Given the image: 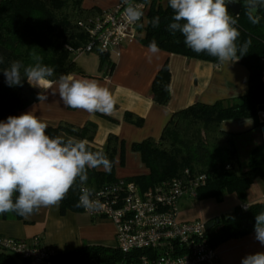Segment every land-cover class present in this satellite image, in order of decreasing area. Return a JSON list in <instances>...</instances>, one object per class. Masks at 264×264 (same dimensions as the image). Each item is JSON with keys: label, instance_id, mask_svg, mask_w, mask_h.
Here are the masks:
<instances>
[{"label": "trees", "instance_id": "obj_1", "mask_svg": "<svg viewBox=\"0 0 264 264\" xmlns=\"http://www.w3.org/2000/svg\"><path fill=\"white\" fill-rule=\"evenodd\" d=\"M241 4L236 27L240 32L238 44L251 40L248 53L238 60L248 71V87L245 94L211 104L194 102L171 114L158 139L146 138L134 142L131 147L137 151L140 160L147 168L146 174L136 175L134 181L141 190L164 180L182 176L188 170L190 177L204 174V185L197 189L196 199H214L218 202L227 194H234L239 203L226 215L214 216L209 220L213 225L208 231L212 246L230 239L245 236L254 230L255 215L264 210V201L243 205L246 192L257 177L264 179V142L255 145L243 162L235 143L236 133L222 130L223 120L250 118L253 127H260L257 106L264 104V82L261 80L264 58V7L257 12L258 23L248 19L246 0H234ZM147 10L138 28L136 38L143 45L155 40L159 49L188 58L210 61L217 64L216 58L206 53H194L184 44L180 33L174 36L168 30L172 22L173 10L168 0H146ZM101 12L96 6L83 7V0H0V121L38 102V91L24 78L22 86H9L3 69L10 63L20 60L24 65L32 63V53L42 57V62L55 69L57 79L61 74H81L75 58L78 51L89 43L85 29L88 21ZM160 17L158 27H153V17ZM142 25V26H141ZM95 51V50H94ZM98 53V69L107 76L112 68L107 53ZM239 55V53H238ZM169 69L165 61L151 82L152 99L158 104H166L169 99ZM104 117L106 115L102 114ZM48 125L46 133L51 137L62 136L86 140L92 151L104 152L111 162L110 170L89 169L85 186L101 188L112 183L114 176V156L122 152V143L109 134L105 145L97 148L91 144L96 125L87 121L76 126L64 121ZM79 181L59 203L60 213L66 210L81 211L77 207ZM247 207V210L245 208ZM2 218L15 220L22 216L14 212L1 214ZM127 258L116 248L103 245L84 244L78 248L62 250L52 255L51 264H114ZM0 264H26L17 256L0 249Z\"/></svg>", "mask_w": 264, "mask_h": 264}, {"label": "crops", "instance_id": "obj_2", "mask_svg": "<svg viewBox=\"0 0 264 264\" xmlns=\"http://www.w3.org/2000/svg\"><path fill=\"white\" fill-rule=\"evenodd\" d=\"M118 0H83V7L96 6L101 11L111 8ZM148 46L138 38L123 42L118 48L107 53L112 68L107 76L98 69L87 73L74 74L77 78H90L108 87L116 98V107L111 114H89L83 110L66 107L59 97L53 94L55 87L45 94V101H38L23 111L34 112L49 125L64 121L82 126L90 121L96 125L91 144L102 148L109 134L116 136L123 149L117 150L114 156V176L117 179H129L136 175L146 174L147 168L140 160L139 153L132 149L134 142L146 138L158 139L171 114L194 103L211 104L217 100L235 98L246 93L248 87V71L238 61L224 65L210 61L188 58L183 55L168 53L160 49L159 53L147 59ZM80 55V54H79ZM78 57V56H77ZM76 57V58H77ZM169 69V99L166 104H158L152 99L151 82L164 62ZM76 62V61H75ZM39 93L43 90L33 87ZM251 121L248 123L247 121ZM258 120L264 125V112H258ZM260 127H253L250 118L223 120L220 128L236 133L235 143L240 159L245 162L249 151L255 145L264 142V134ZM249 135L251 143L242 150L238 140ZM241 154L244 157H241ZM264 168V167H262ZM103 169V168H102ZM105 170V169H103ZM191 198L179 201L189 203ZM230 201L228 208L219 215L228 214L239 203L234 194L223 197L222 203ZM264 201V179L257 177L246 192L243 205ZM178 218L181 219L178 215ZM209 218V219H210ZM114 225L104 218H91L82 211L66 210L60 213V206L40 208L33 215L20 220L11 217L2 218L0 214V234L29 239L38 237L53 253L78 248L84 244L114 247ZM218 264H241L242 258L248 254L264 252V245L255 239L254 230L249 234L227 239L215 246Z\"/></svg>", "mask_w": 264, "mask_h": 264}, {"label": "clouds", "instance_id": "obj_3", "mask_svg": "<svg viewBox=\"0 0 264 264\" xmlns=\"http://www.w3.org/2000/svg\"><path fill=\"white\" fill-rule=\"evenodd\" d=\"M230 2L234 0H168L173 10L168 30L174 36L180 33L184 44L194 53H206L226 66L237 62L248 53L251 40L237 43L241 34L237 20L229 13ZM122 4L125 22L138 24L144 16L143 10L133 0H122ZM245 6L251 23H258L257 12L264 7V0H246ZM151 24L158 27L160 17H153ZM147 51L149 61L159 53L155 40L149 42ZM31 58L33 62L28 65L15 60L3 69L10 87L22 86L26 78L30 86L43 90L38 93L39 101H45V93L55 87L53 94L58 92L66 107L89 114H111L115 110L116 98L99 81L77 78L72 73L61 74L54 80L53 67L44 64L35 52ZM0 63H3L2 55ZM47 128V123L31 111L0 121V214L14 212L27 218L42 207L58 206L78 181L81 194L77 207L88 211L103 208L99 199L92 198L94 189L83 185L88 181L89 169L110 170L107 155L90 150L83 139L51 137L46 133ZM254 232L255 239L264 245V210L255 215ZM241 264H264V252L246 255Z\"/></svg>", "mask_w": 264, "mask_h": 264}, {"label": "built area", "instance_id": "obj_4", "mask_svg": "<svg viewBox=\"0 0 264 264\" xmlns=\"http://www.w3.org/2000/svg\"><path fill=\"white\" fill-rule=\"evenodd\" d=\"M133 3L145 15L146 0H133ZM123 7L122 0H118L115 6L88 21L85 29L89 43L78 55L94 50L109 52L137 37L144 16L138 24H127L122 17ZM261 61L264 64V58ZM261 80L264 82V68ZM205 180L204 174L190 177L188 170H184L182 176L141 190L132 180L117 179L94 190L92 198L101 201L102 209H80L91 218H104L114 225V248L127 255L114 264H218L216 249L208 239L207 221L178 218L179 201L196 198L197 189ZM0 249L26 264H51L54 254L38 237L23 239L0 234Z\"/></svg>", "mask_w": 264, "mask_h": 264}, {"label": "rangeland", "instance_id": "obj_5", "mask_svg": "<svg viewBox=\"0 0 264 264\" xmlns=\"http://www.w3.org/2000/svg\"><path fill=\"white\" fill-rule=\"evenodd\" d=\"M164 3L165 0H161V4ZM75 61L76 64L83 67L87 73L95 72L98 64V53L95 51L82 52L75 58ZM249 143H251V137L249 135H245L238 140L239 149L242 150L241 153H243V148ZM241 157H244V155L241 154ZM189 201V203H179L178 205V215L181 219L207 221L211 216L223 213L230 203L228 200L222 203V201L218 202L209 198H191ZM114 244L116 245L115 236Z\"/></svg>", "mask_w": 264, "mask_h": 264}, {"label": "water", "instance_id": "obj_6", "mask_svg": "<svg viewBox=\"0 0 264 264\" xmlns=\"http://www.w3.org/2000/svg\"><path fill=\"white\" fill-rule=\"evenodd\" d=\"M228 9L232 15H237L240 11L241 4L237 1H234L233 3H228ZM262 16H264V13H262ZM258 112H264V104L258 105L257 106ZM261 132L264 131V125L261 126L260 128ZM213 225V221L209 220L206 223V228L209 229Z\"/></svg>", "mask_w": 264, "mask_h": 264}]
</instances>
